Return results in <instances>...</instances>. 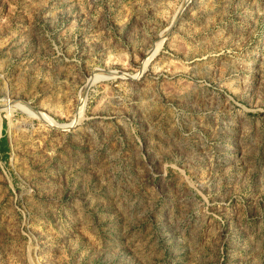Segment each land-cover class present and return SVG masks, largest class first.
Listing matches in <instances>:
<instances>
[{
  "label": "rangeland",
  "instance_id": "374dc122",
  "mask_svg": "<svg viewBox=\"0 0 264 264\" xmlns=\"http://www.w3.org/2000/svg\"><path fill=\"white\" fill-rule=\"evenodd\" d=\"M0 264H264V0H0Z\"/></svg>",
  "mask_w": 264,
  "mask_h": 264
},
{
  "label": "bare ground",
  "instance_id": "6f19581e",
  "mask_svg": "<svg viewBox=\"0 0 264 264\" xmlns=\"http://www.w3.org/2000/svg\"><path fill=\"white\" fill-rule=\"evenodd\" d=\"M4 108V107H3ZM3 108H1V109H3Z\"/></svg>",
  "mask_w": 264,
  "mask_h": 264
}]
</instances>
